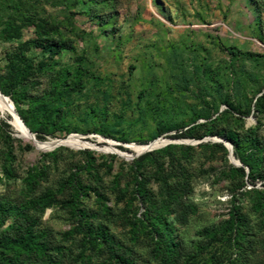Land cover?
I'll return each mask as SVG.
<instances>
[{
    "label": "rangeland",
    "instance_id": "374dc122",
    "mask_svg": "<svg viewBox=\"0 0 264 264\" xmlns=\"http://www.w3.org/2000/svg\"><path fill=\"white\" fill-rule=\"evenodd\" d=\"M0 92L33 134L0 108V201L31 199L0 204V264H264V0H0ZM151 150L189 173L171 237L109 188Z\"/></svg>",
    "mask_w": 264,
    "mask_h": 264
},
{
    "label": "trees",
    "instance_id": "16d2710c",
    "mask_svg": "<svg viewBox=\"0 0 264 264\" xmlns=\"http://www.w3.org/2000/svg\"><path fill=\"white\" fill-rule=\"evenodd\" d=\"M184 134V132H181L174 136L183 137L185 136ZM224 137L229 140H233L228 134H225ZM214 145L224 148V145L221 142L214 143ZM238 146V142L235 141L233 143L232 154L239 160L240 165H232L231 172L238 177L246 176V178L252 180V157L250 153H241ZM155 152L156 151L153 150L146 151L131 159L128 162V168L126 171L120 170L115 173L109 188L117 193L121 192L124 186L135 189L137 200L140 201L144 214L147 216V222H151L153 227L157 226L168 231L171 228V222L167 221L166 216L162 215L163 211H165L167 214H173L174 220H177L179 223H186L187 221V212L190 209V204L188 201H186V197L191 191L189 173L185 170L184 166L175 165L174 163H171L168 169H164L160 157H155ZM148 164L150 165V168L146 169ZM122 175L126 176V179H124ZM96 176V181H94V185L91 187L85 185L81 180L75 178L74 176L59 178L58 184L62 189L64 188L63 185L72 184V187L75 189L74 198L78 199V195L80 193L76 189L84 190L85 188L89 187L92 188V190L97 194H101L102 190L105 188V185L101 176L97 174ZM122 181H124L123 185ZM32 182H35L34 179L30 183ZM153 184H156L158 189L161 191L159 197H157L154 194L155 191L150 188L153 186ZM48 198L49 197L47 195L43 198L41 197L36 199V201H40L42 199L47 200ZM7 199L9 202H5L6 199H3V201H0V204H6L5 206L8 209L21 211V214L28 216L27 212L25 213L24 204L26 201H31V199L21 200L16 198L13 200L8 196ZM85 225L86 222L83 224V226ZM105 230L106 227L104 225H100L97 229H95V233L97 235H101ZM173 232V230L168 231V237H171L174 233H176ZM16 235H19V233ZM104 244L106 243L104 242ZM176 246H178L177 243ZM175 253H177L176 249L173 250L171 255L175 256Z\"/></svg>",
    "mask_w": 264,
    "mask_h": 264
},
{
    "label": "bare ground",
    "instance_id": "6f19581e",
    "mask_svg": "<svg viewBox=\"0 0 264 264\" xmlns=\"http://www.w3.org/2000/svg\"><path fill=\"white\" fill-rule=\"evenodd\" d=\"M12 103H10V101L8 100L7 97H5L1 92H0V108L4 111H8V112H12V114L15 116V122L22 128L23 125L21 123V121L16 117L15 113L13 112L12 108H11ZM25 129V128H24ZM26 130V129H25Z\"/></svg>",
    "mask_w": 264,
    "mask_h": 264
},
{
    "label": "water",
    "instance_id": "95a60500",
    "mask_svg": "<svg viewBox=\"0 0 264 264\" xmlns=\"http://www.w3.org/2000/svg\"><path fill=\"white\" fill-rule=\"evenodd\" d=\"M8 98H9V97H8ZM9 99H10V98H9ZM10 101H11V99H10ZM11 103H12V101H11ZM11 108H12L13 112L15 113L16 117L21 121L23 127H24L29 133H31V132L29 131V129L25 126L24 122H23L22 119L19 117V115L17 114V112L14 110L13 103H12V105H11ZM31 134H32V133H31ZM32 135H33V134H32ZM229 151H230V156H231V158L234 159V155L232 154V150L230 149V147H229Z\"/></svg>",
    "mask_w": 264,
    "mask_h": 264
}]
</instances>
